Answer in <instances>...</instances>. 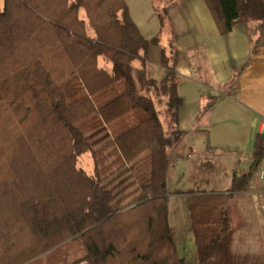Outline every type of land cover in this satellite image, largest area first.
<instances>
[{"label":"trees","instance_id":"1","mask_svg":"<svg viewBox=\"0 0 264 264\" xmlns=\"http://www.w3.org/2000/svg\"><path fill=\"white\" fill-rule=\"evenodd\" d=\"M203 1L220 35L241 23L264 27V0ZM157 45V36L140 34L124 0H3L0 264H171L166 174L186 132L179 76L163 56L164 78L149 74ZM84 154L92 175L77 167ZM251 158L225 193L186 194L198 264H264V255L231 252L227 209L236 203L250 240L264 238L250 194L264 132L254 136Z\"/></svg>","mask_w":264,"mask_h":264},{"label":"crops","instance_id":"2","mask_svg":"<svg viewBox=\"0 0 264 264\" xmlns=\"http://www.w3.org/2000/svg\"><path fill=\"white\" fill-rule=\"evenodd\" d=\"M124 1L140 34L145 39L158 38V45L152 46L159 54L154 64L158 62L163 70L158 80L165 76L162 56L179 76L177 94L182 104L178 124L186 132L182 141L192 133L204 137L206 132L211 149L222 145L229 151L241 149L249 156L245 162L247 173L252 164L254 136L264 132V27L258 29L257 23H241L228 34L220 35L203 0ZM132 12L137 13L136 20ZM156 12L162 14V27ZM258 36L259 44L252 52ZM209 103L210 110L198 116ZM263 165L264 161L253 177L262 184L256 188L262 198L264 182L259 179V171Z\"/></svg>","mask_w":264,"mask_h":264},{"label":"rangeland","instance_id":"3","mask_svg":"<svg viewBox=\"0 0 264 264\" xmlns=\"http://www.w3.org/2000/svg\"><path fill=\"white\" fill-rule=\"evenodd\" d=\"M131 2L135 3V0H131ZM159 4L161 5V3ZM2 10L3 0H0V13ZM146 13V16L150 19L151 13L148 10ZM136 15V12H132L135 20L137 19ZM157 28L156 26L155 34L157 33ZM145 32L146 30L142 28V33L145 34ZM167 38L170 37L167 35ZM160 39L163 40L162 34ZM150 50L152 51L149 61V74L152 78L158 80V76L163 73V70L158 66V62L156 61L157 64H154L156 58H159V54L156 53L157 48L155 47L150 48ZM180 88L183 92V86H180ZM226 91L229 92L227 89ZM182 94L184 95V93ZM205 103L203 102L202 104L205 105ZM157 111L161 123L166 127V115L162 103L158 105ZM136 118H142V116L138 114ZM236 150L237 148H234L229 151L228 147L226 148L222 145L210 151H205L204 137L194 133L185 137L179 145L172 147L170 151L172 165L166 174V189L169 194V224L176 249V257L171 261V264H198L195 233L189 216L186 194L191 191L215 194L225 193L234 175L242 176L246 173L245 162L249 160V156L242 153L241 149L238 152ZM77 167L87 175L93 174L94 165L88 154H84L78 159ZM255 178L251 181V186L254 190L250 194L259 220L261 217L259 206L262 194L259 193V188H256L258 184L260 186L262 184L257 182ZM227 210L236 231L231 252L235 255H264V238L256 241L250 240L249 236L252 232L247 231L246 226H242L243 224H248L243 214V206L236 203L235 206H231ZM259 222L260 229L263 230V219L260 218ZM240 235H242V238Z\"/></svg>","mask_w":264,"mask_h":264},{"label":"built area","instance_id":"4","mask_svg":"<svg viewBox=\"0 0 264 264\" xmlns=\"http://www.w3.org/2000/svg\"><path fill=\"white\" fill-rule=\"evenodd\" d=\"M259 179L264 182V165L262 166L261 170L259 171ZM263 198L259 206V212L264 220V190L262 191Z\"/></svg>","mask_w":264,"mask_h":264}]
</instances>
